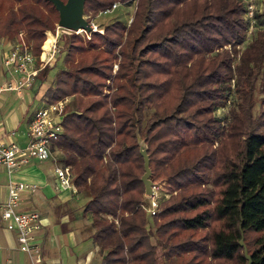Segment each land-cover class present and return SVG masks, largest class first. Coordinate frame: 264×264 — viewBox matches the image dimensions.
<instances>
[{"label": "trees", "instance_id": "obj_1", "mask_svg": "<svg viewBox=\"0 0 264 264\" xmlns=\"http://www.w3.org/2000/svg\"><path fill=\"white\" fill-rule=\"evenodd\" d=\"M132 1L130 20L88 40L58 36L63 68L43 94L71 97L53 150L87 199L101 264H248L240 240L264 264V0L252 29L244 0ZM130 2L85 0L84 14ZM57 22L50 1L0 0V39L23 33L36 56ZM136 129L161 188L152 228Z\"/></svg>", "mask_w": 264, "mask_h": 264}, {"label": "crops", "instance_id": "obj_2", "mask_svg": "<svg viewBox=\"0 0 264 264\" xmlns=\"http://www.w3.org/2000/svg\"><path fill=\"white\" fill-rule=\"evenodd\" d=\"M9 47L10 42L0 39V60ZM3 72L4 79H9L10 74L5 69ZM46 88L47 84L35 77L32 86L20 93L11 90L0 94V142L26 145L28 121L44 104ZM23 121L25 127L19 130ZM56 158V162L53 158L31 160L10 176L0 164V264H101L102 253L91 239V216L83 214L78 203L80 194L59 186L54 171L59 156ZM10 178L38 186L34 192H22L18 204L20 211L40 215V228L31 239L38 251L32 255L19 249L16 232L7 228L1 216Z\"/></svg>", "mask_w": 264, "mask_h": 264}, {"label": "built area", "instance_id": "obj_3", "mask_svg": "<svg viewBox=\"0 0 264 264\" xmlns=\"http://www.w3.org/2000/svg\"><path fill=\"white\" fill-rule=\"evenodd\" d=\"M246 6V16L250 22V29L254 26V13L257 10L255 0H244ZM119 4L114 3L111 7L99 12L108 14L114 11ZM87 19V17H86ZM93 31H100L92 21L89 22ZM60 29L71 31L57 25L54 34L45 32L47 40L53 37L47 48L41 46L39 56L33 53L31 46L25 41L23 33H19L15 40H7L10 47L0 60V94L5 91L14 90L18 93L32 86L37 73L51 62L57 50V39ZM91 31V32H93ZM75 33H85L87 37L91 32L84 30L72 31ZM3 40V39H2ZM115 68L117 65L114 66ZM10 74L9 79H4L3 70ZM71 97L65 96L53 103L44 104L37 108L31 115L27 125L28 142L24 146L15 143L0 142V164L4 165L7 173H12L19 168L29 164L31 160L46 161L51 158L57 161L58 151L53 150V143L60 138L64 132L62 120L67 111ZM55 174L60 187L70 189L76 193L73 183L72 171L69 166L56 163ZM37 184L32 182L17 181L9 179L7 184V198L2 206V219L6 222L9 230L15 231L19 249L29 255L37 253V248L32 244L31 239L35 231L40 228V215L36 211H20L18 204L21 194L24 191L34 192ZM159 188L155 185L151 195H145L146 201L142 208L151 216L159 212ZM37 255L36 261H39Z\"/></svg>", "mask_w": 264, "mask_h": 264}, {"label": "water", "instance_id": "obj_4", "mask_svg": "<svg viewBox=\"0 0 264 264\" xmlns=\"http://www.w3.org/2000/svg\"><path fill=\"white\" fill-rule=\"evenodd\" d=\"M50 1L58 12L59 27L65 28L71 31L84 30L91 32L92 27L89 21L84 16V3L85 0H47ZM136 140L139 147V153L143 158L144 173L140 177L141 182L144 185V194L151 195L153 193V187L155 183L151 180V169L149 166L150 159L147 153V144L145 140L140 136L139 130L136 129ZM240 245L244 247L245 257L248 260V264H251L250 256L246 252V248L242 240Z\"/></svg>", "mask_w": 264, "mask_h": 264}, {"label": "rangeland", "instance_id": "obj_5", "mask_svg": "<svg viewBox=\"0 0 264 264\" xmlns=\"http://www.w3.org/2000/svg\"><path fill=\"white\" fill-rule=\"evenodd\" d=\"M256 1V4H257V6H259L260 5V1L259 0H255ZM135 1H132L131 0V2L130 3H128V4H119L118 6H117V8L114 10V11H112L111 13H108V14H98V15H96V16H94V17H92L91 18V21L94 23V25L97 27V28H100L102 25H104V24H106V23H108V22H110L112 19H115V18H118V19H120V20H123V21H126V20H130L131 19V17H132V15H133V12H134V9H135ZM88 15H90V14H88ZM88 15H85L84 14V16L85 17H87ZM56 27H57V23L55 24V27H54V29H52V30H47V32H50L51 34H54V32H55V30H56ZM100 30H102V28L100 29ZM46 32V33H47ZM68 32L69 31H62V29H60V32H59V35L61 36H64V35H66V34H68ZM99 33H102L103 32V30H102V32H100V31H98ZM80 35L85 39V40H88L89 38H90V36L91 35H89L88 37H87V35L85 34V33H80ZM52 36H49V40H48V42L47 43H49L50 41H52ZM45 41H47V34H46V38H45V40H44V42H43V44L42 45H44L45 44ZM46 43V44H47ZM45 44V45H46ZM44 45V46H45ZM56 48H57V50H56V52H55V54H54V57L52 58V60H51V62H50V69L48 70V72L46 73V81H45V83L46 84H48V83H51L52 82V80L54 79V77H55V75H56V73L60 70V69H62L63 68V53L61 52H59V50L61 49L60 47H61V42L59 41L58 42V40H57V43H56ZM115 68V67H114ZM116 69V68H115ZM33 106H35V104H33ZM32 106V107H33ZM231 106H232V103H228L227 104V106L224 108V109H222V110H219V111H217L216 113H217V115L222 119V120H224V119H226V116H227V114H228V112H229V110H230V108H231ZM67 110H68V108H67ZM24 127H25V122L23 121L22 122V124L19 126V130H23L24 129ZM163 187V186H162ZM159 189H161V188H159ZM80 199H79V206H81L82 207V212H83V207H84V204H85V202H86V197H84L83 195H81L80 194ZM84 214V213H83ZM88 213H86V215H87ZM146 217H147V224H148V227L149 228H152L153 227V217L151 216V215H149L148 213H147V215H146Z\"/></svg>", "mask_w": 264, "mask_h": 264}, {"label": "bare ground", "instance_id": "obj_6", "mask_svg": "<svg viewBox=\"0 0 264 264\" xmlns=\"http://www.w3.org/2000/svg\"><path fill=\"white\" fill-rule=\"evenodd\" d=\"M52 40H53V38H52Z\"/></svg>", "mask_w": 264, "mask_h": 264}]
</instances>
